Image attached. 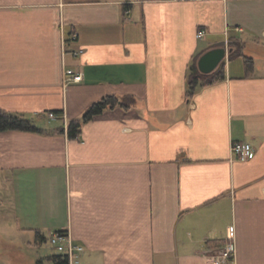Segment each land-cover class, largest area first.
Wrapping results in <instances>:
<instances>
[{
  "label": "crops",
  "instance_id": "1",
  "mask_svg": "<svg viewBox=\"0 0 264 264\" xmlns=\"http://www.w3.org/2000/svg\"><path fill=\"white\" fill-rule=\"evenodd\" d=\"M216 48L225 78L187 99L191 62ZM108 96L128 107L70 139ZM0 108L48 131L0 132V264L61 231L79 264H213L231 239L224 264H264V0H0Z\"/></svg>",
  "mask_w": 264,
  "mask_h": 264
},
{
  "label": "trees",
  "instance_id": "2",
  "mask_svg": "<svg viewBox=\"0 0 264 264\" xmlns=\"http://www.w3.org/2000/svg\"><path fill=\"white\" fill-rule=\"evenodd\" d=\"M229 46L231 48L230 56L232 58L236 55L243 57L246 73L247 76H249L254 71V60L243 53V44L238 38H230ZM198 58L199 56H196L189 66L187 74V99L193 98L198 90L203 88L204 86L211 85L225 78L224 65L220 66L210 74H205L201 72L198 67ZM126 104L127 103L124 100H121L116 96H108L103 98L99 102L92 104L81 118L73 119L68 122V137L72 140L78 139L82 133L83 126L91 121L95 116L103 113L107 109H113L118 106L128 107ZM56 113L58 114L59 112ZM13 130L48 133L47 130L38 127L33 119L27 118L24 115L11 113L0 108V132ZM55 132L64 133L65 126L57 128ZM37 240L39 242H45L46 238L42 234L37 233ZM219 247H221V245ZM46 259L49 261V264H70L68 257L60 253L49 256ZM39 263L43 264L42 261H39Z\"/></svg>",
  "mask_w": 264,
  "mask_h": 264
},
{
  "label": "built area",
  "instance_id": "3",
  "mask_svg": "<svg viewBox=\"0 0 264 264\" xmlns=\"http://www.w3.org/2000/svg\"><path fill=\"white\" fill-rule=\"evenodd\" d=\"M205 32L200 31L198 38H203ZM83 80V74L76 72L73 69H67L65 71V83H79ZM48 117L52 120H56L58 115L55 113H48ZM233 155L241 161H249L254 156V148L248 142H233L232 143ZM50 245L55 248L60 254L66 255L70 264H79L78 259L81 253L84 252V248L74 245L66 232H53L49 239ZM237 247L234 239L228 241L220 253L212 256L211 261L213 264H224L235 258Z\"/></svg>",
  "mask_w": 264,
  "mask_h": 264
},
{
  "label": "rangeland",
  "instance_id": "4",
  "mask_svg": "<svg viewBox=\"0 0 264 264\" xmlns=\"http://www.w3.org/2000/svg\"><path fill=\"white\" fill-rule=\"evenodd\" d=\"M232 60H236L235 62H240L237 58ZM48 119L50 120L49 123L54 121L49 117ZM35 242L36 239L33 238L32 246L26 245L24 248L16 250V254L19 255L20 258H18L19 260L17 263L15 262V264H38L39 260H41L43 264H48L46 258L58 254V251L53 248L48 241L41 242L39 245H36Z\"/></svg>",
  "mask_w": 264,
  "mask_h": 264
},
{
  "label": "water",
  "instance_id": "5",
  "mask_svg": "<svg viewBox=\"0 0 264 264\" xmlns=\"http://www.w3.org/2000/svg\"><path fill=\"white\" fill-rule=\"evenodd\" d=\"M227 55L226 48H216L203 54L198 61L201 72L210 74L214 72L224 61Z\"/></svg>",
  "mask_w": 264,
  "mask_h": 264
}]
</instances>
